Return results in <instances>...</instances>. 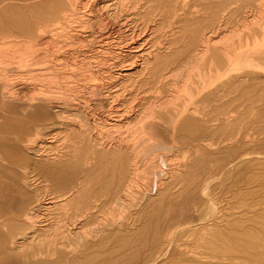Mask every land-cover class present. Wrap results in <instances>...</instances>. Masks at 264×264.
Here are the masks:
<instances>
[{
  "label": "bare ground",
  "instance_id": "1",
  "mask_svg": "<svg viewBox=\"0 0 264 264\" xmlns=\"http://www.w3.org/2000/svg\"><path fill=\"white\" fill-rule=\"evenodd\" d=\"M0 264H264V0H0Z\"/></svg>",
  "mask_w": 264,
  "mask_h": 264
},
{
  "label": "rangeland",
  "instance_id": "2",
  "mask_svg": "<svg viewBox=\"0 0 264 264\" xmlns=\"http://www.w3.org/2000/svg\"><path fill=\"white\" fill-rule=\"evenodd\" d=\"M219 181V180H218ZM226 181H228V180H226ZM216 181H214V183H215ZM226 183V182H225Z\"/></svg>",
  "mask_w": 264,
  "mask_h": 264
}]
</instances>
